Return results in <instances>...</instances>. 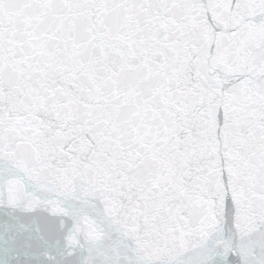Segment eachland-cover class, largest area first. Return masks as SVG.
Segmentation results:
<instances>
[{"label": "snow or ice", "instance_id": "snow-or-ice-1", "mask_svg": "<svg viewBox=\"0 0 264 264\" xmlns=\"http://www.w3.org/2000/svg\"><path fill=\"white\" fill-rule=\"evenodd\" d=\"M0 264H264V0H0Z\"/></svg>", "mask_w": 264, "mask_h": 264}]
</instances>
